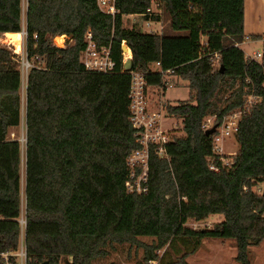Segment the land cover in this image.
<instances>
[{
  "label": "trees",
  "instance_id": "obj_1",
  "mask_svg": "<svg viewBox=\"0 0 264 264\" xmlns=\"http://www.w3.org/2000/svg\"><path fill=\"white\" fill-rule=\"evenodd\" d=\"M153 3L160 13L152 12ZM114 4L110 15L96 0H26L22 22L21 0H0V34L24 30L25 55L33 64L26 74L24 114L27 264H94L108 246L124 243L141 248L145 263L189 264L186 258L204 237L234 239L235 260L251 264L249 247L264 239V188L255 190L264 182V35L245 34L244 0ZM162 11L169 16V31L123 24L128 15L158 22ZM88 28L97 46H110L111 71L93 72L80 63ZM61 35L65 46H55L53 38ZM256 39L262 41L259 62L240 48ZM123 41L132 55L127 65ZM19 58L0 45L4 251L16 250L21 234V146L8 135L21 118ZM130 71L140 72L147 88L164 93L167 79L185 80L189 91L185 100L164 101V114L181 120L184 135L170 137L164 156L150 145L147 191L139 193L125 187L126 157L140 147L130 121ZM222 85L231 89L229 101L217 106ZM251 87L261 99L238 122V150L231 156L215 153V129L207 134L204 118L214 116L213 126L219 127L224 115L243 108L244 89ZM210 217L218 218L210 228L186 225ZM140 236L155 240L145 243Z\"/></svg>",
  "mask_w": 264,
  "mask_h": 264
},
{
  "label": "rangeland",
  "instance_id": "obj_2",
  "mask_svg": "<svg viewBox=\"0 0 264 264\" xmlns=\"http://www.w3.org/2000/svg\"><path fill=\"white\" fill-rule=\"evenodd\" d=\"M250 2H253L252 6ZM26 0H21V19L24 22V12H25ZM246 7L247 12L252 14L255 22L260 25V28L264 26V0H246ZM152 12H159L161 9L153 3L151 5ZM151 22V21H150ZM123 24L126 27L131 26H138L142 31L149 32V31H169V16L162 11L161 20L156 22L152 21L151 23L147 24L146 20H143L142 17L137 15H128L124 16ZM18 32V38L15 42L21 41V33ZM245 32V29H244ZM247 32H245L246 34ZM2 34H0V37ZM60 38V37H58ZM57 38V39H58ZM1 39H6V37H2ZM57 39L55 41H57ZM54 42V40H52ZM58 42V41H57ZM261 40L256 39L255 41H245L240 45V48L243 49L244 52L247 54L251 53L255 49H260L261 47ZM4 44L5 41L1 42ZM59 43V42H58ZM17 47V45H15ZM14 44L10 45V48L14 49ZM19 71L21 75V86H20V97H21V118L20 123L18 126L11 128L9 132V137L13 139H17L21 146V217H24V142H25V81H26V74L27 69L30 66L26 65L25 59V51H24V43L20 42V50L19 53ZM22 56L24 58V63L22 62ZM156 65L152 66L153 69H156ZM231 89H229L226 85H222L218 91V94L215 99V103L217 106H223L227 101H229L228 96ZM188 88L186 86L185 80H177L175 82H171L167 79V89L163 93L160 88L156 87H148L147 88V98L149 102V107L152 109H159L162 111L163 116L164 112L162 107L165 105V100L170 101L171 103H176L188 98ZM161 130L165 132V135H178L183 136L184 132L181 128V120L168 117L162 119L161 121ZM238 150V143L234 136L226 137L223 141H221V150L222 154H227L229 151H237ZM231 156V155H230ZM258 187L260 189L264 188V182L259 184ZM257 190V187L256 189ZM220 220L222 219L221 215ZM24 219V218H23ZM218 220L217 217H210L204 221H188L186 223L187 226L192 228H201L207 227L210 228L216 221ZM140 240L145 243H151L155 240L153 237L150 236H140ZM108 253L100 258L93 260L94 264H157L156 261L151 262H143L142 256L143 252L141 248L136 249L134 246H130L127 243L124 244H114L113 246L107 247ZM163 251L160 250L159 253ZM236 255V248L235 242L232 238H218V237H204L201 241L200 247L197 251L191 255H189L186 260L189 264H238L235 260ZM249 256L251 260V264H264V239L256 246L249 247Z\"/></svg>",
  "mask_w": 264,
  "mask_h": 264
},
{
  "label": "built area",
  "instance_id": "obj_3",
  "mask_svg": "<svg viewBox=\"0 0 264 264\" xmlns=\"http://www.w3.org/2000/svg\"><path fill=\"white\" fill-rule=\"evenodd\" d=\"M98 8L110 15H114L116 12L115 0H96ZM149 11V9H148ZM150 21H147L149 24ZM4 34V33H2ZM21 34V43H24L25 51V41H26V32L22 30ZM20 36V35H19ZM63 40L61 44L55 42V37L53 38V44L58 47H64L66 43V36L61 35ZM35 37V36H34ZM57 37V36H56ZM261 40H264L262 36ZM84 47L81 50L79 61L83 67L87 70L93 72H109L114 67V61L110 55V46L102 45L97 46L91 30L88 28L84 33ZM6 46L13 53H19V50L16 48H10V44H1ZM122 45V54H123V63L126 64L127 60L131 58V51L126 46L125 42L121 43ZM15 47V46H14ZM126 47V50L123 48ZM246 57L250 60H255L259 62L261 58L260 49L253 50L250 54H246ZM26 65L32 66L26 55ZM22 62L24 63V58L22 56ZM156 66L159 65V62H155ZM29 67V68H30ZM28 70V69H27ZM131 74V86H130V121L132 126L135 128L136 141L140 144L139 148L132 150L126 157V164L129 168V177L125 181V187L127 192H146L147 191V167H148V158H149V147L151 144L157 146L158 153L165 155L164 144H166L170 136L165 135V132L161 130V121L165 117L159 109H152L149 107V102L147 98V87L146 81L143 75L137 71H130ZM264 78V77H263ZM249 82L248 79H246ZM247 93L244 96V106L241 109L234 110L227 113L223 116L222 122L219 127L215 128V133L213 136V151L217 154H222L221 150V141L226 137L234 136L235 132L238 129V122L241 119L244 111H248L251 107L256 104L260 99V95L255 94L254 88H245ZM214 116L208 115L204 118L202 123L203 129H209L213 126ZM232 155V154H229ZM224 164H228L230 159L222 158ZM136 168H139L140 171L137 172ZM210 168L215 169L212 165ZM262 189L257 187L256 192L261 193ZM20 217V216H19ZM24 218V217H23ZM18 218L20 224V240L16 250H0V264H27V255L24 246L23 232L25 227V218Z\"/></svg>",
  "mask_w": 264,
  "mask_h": 264
},
{
  "label": "crops",
  "instance_id": "obj_4",
  "mask_svg": "<svg viewBox=\"0 0 264 264\" xmlns=\"http://www.w3.org/2000/svg\"><path fill=\"white\" fill-rule=\"evenodd\" d=\"M251 6L253 4V2H250ZM252 14V10H251V13L250 12H247V7H246V0H244V29H245V32H247L246 34H263L264 35V26H262L260 28V25L261 24H257L259 23V21L255 22L254 18H253V15ZM152 22V21H151ZM150 22V23H151ZM235 151H229L228 154H234Z\"/></svg>",
  "mask_w": 264,
  "mask_h": 264
},
{
  "label": "bare ground",
  "instance_id": "obj_5",
  "mask_svg": "<svg viewBox=\"0 0 264 264\" xmlns=\"http://www.w3.org/2000/svg\"><path fill=\"white\" fill-rule=\"evenodd\" d=\"M11 35L13 36V37H11ZM18 33L17 34H9V33H7V34H3L2 36H1V38L2 37H6V39H0V41L1 42H3V41H5V43L6 44H10V45H13L14 44V46L15 45H17V47H15L16 48V50H18L19 48H20V40H19V42H15L16 41V39L18 38ZM58 37H56L55 38V40L57 39ZM62 40H63V37L62 36H60V38H58L57 39V41L59 42H57V41H55L57 44H61V42H62Z\"/></svg>",
  "mask_w": 264,
  "mask_h": 264
},
{
  "label": "water",
  "instance_id": "obj_6",
  "mask_svg": "<svg viewBox=\"0 0 264 264\" xmlns=\"http://www.w3.org/2000/svg\"><path fill=\"white\" fill-rule=\"evenodd\" d=\"M0 39H1V37H0ZM123 50H126V47H124ZM126 63H127V62H126ZM125 65H127V64H125ZM214 129H215V125L212 126V127L209 128V129H207V130H206V133H207V134L212 133V132L214 131ZM41 264H48V262H47V261H44V262H42ZM65 264H69V261L66 260V261H65Z\"/></svg>",
  "mask_w": 264,
  "mask_h": 264
}]
</instances>
